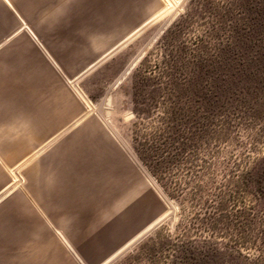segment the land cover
Listing matches in <instances>:
<instances>
[{
  "label": "rangeland",
  "instance_id": "374dc122",
  "mask_svg": "<svg viewBox=\"0 0 264 264\" xmlns=\"http://www.w3.org/2000/svg\"><path fill=\"white\" fill-rule=\"evenodd\" d=\"M10 1L0 264H264V0Z\"/></svg>",
  "mask_w": 264,
  "mask_h": 264
},
{
  "label": "crops",
  "instance_id": "0c3cea01",
  "mask_svg": "<svg viewBox=\"0 0 264 264\" xmlns=\"http://www.w3.org/2000/svg\"><path fill=\"white\" fill-rule=\"evenodd\" d=\"M3 1L15 13L20 12V10L18 11V9L16 8L17 6H15V4L11 3L10 0H3ZM27 2H28V7L30 9L29 14H31L29 17H32L34 12L40 11V10H44V14L46 15L45 19L47 21H49V18L51 15H54L56 17L60 16L59 10L49 11L50 10L49 8H51L54 5L51 2V0H44V1H38V2L29 0ZM22 9L24 10V7ZM135 14L136 15L134 17L132 16L129 19L115 20L116 24L114 25L115 30L113 32L94 33L93 34L94 36H104V37L111 36L113 38H116V40L111 45L108 44L107 48H101V49H98V51L105 52V53L119 52V51H121L120 46H122L123 42L126 40L125 38L129 39L133 36L138 35L139 32L143 29V27L148 23V18L146 16H145V18H143V16H142L143 14H142L141 10H136ZM3 28H4V23L3 24L0 23V31L3 30ZM100 61H101V59H100ZM100 61H97V63ZM94 67H95V64H91L87 68L91 69ZM36 113L34 114L35 119H34V124L32 125L33 128H35V131L37 130V127H39V125L36 122L39 120H40L39 122H42L43 120L40 118H42V117L44 118L45 116H47V114L44 110H42L40 114H38V113L36 114ZM30 116L32 117L33 115H30ZM36 118H39V119L36 120ZM32 123H33V121H32ZM32 126H30V127H32ZM47 130L48 129H46V131ZM31 131H33V129ZM4 236H5V234H2V233L0 234V243H4V238H5ZM15 259L19 260V256L18 257H15L14 255L13 256H5V252H0V261H6V260L14 261Z\"/></svg>",
  "mask_w": 264,
  "mask_h": 264
},
{
  "label": "bare ground",
  "instance_id": "6f19581e",
  "mask_svg": "<svg viewBox=\"0 0 264 264\" xmlns=\"http://www.w3.org/2000/svg\"><path fill=\"white\" fill-rule=\"evenodd\" d=\"M167 9H168V8H167ZM167 9H166V10H167ZM164 10H165V9H164ZM161 13L163 14V12H161ZM76 122H77V121H76ZM14 181H15V180H14Z\"/></svg>",
  "mask_w": 264,
  "mask_h": 264
}]
</instances>
